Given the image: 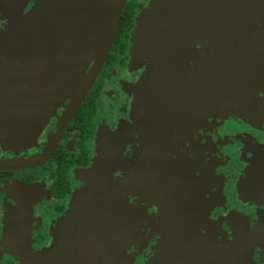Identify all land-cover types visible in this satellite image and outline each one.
Listing matches in <instances>:
<instances>
[{
  "label": "flooded vegetation",
  "instance_id": "obj_1",
  "mask_svg": "<svg viewBox=\"0 0 264 264\" xmlns=\"http://www.w3.org/2000/svg\"><path fill=\"white\" fill-rule=\"evenodd\" d=\"M36 1L0 0V34ZM7 99L0 264H264V0H126L72 115L63 99L38 125Z\"/></svg>",
  "mask_w": 264,
  "mask_h": 264
},
{
  "label": "water",
  "instance_id": "obj_2",
  "mask_svg": "<svg viewBox=\"0 0 264 264\" xmlns=\"http://www.w3.org/2000/svg\"><path fill=\"white\" fill-rule=\"evenodd\" d=\"M125 2L37 0L26 14L17 5L11 8L10 21L0 34V126L9 145L19 144L23 139L16 135L17 131L10 130L23 115L6 114L7 96L16 101L10 104L11 113L26 110V117L34 124L45 123L49 112L67 98L71 101L72 115L108 56ZM165 8L161 9L163 14L168 11ZM151 14L148 11L138 20L132 35L135 57L140 53L148 57L154 52L150 43ZM68 61H72V69L66 66ZM90 63L93 64L88 71ZM169 77L156 72L153 75L157 85L161 81L167 84ZM222 77L221 84L228 86L230 82L223 83ZM67 82L73 86L65 87ZM25 95L33 97V104L28 100L23 106ZM20 165L0 161L3 170Z\"/></svg>",
  "mask_w": 264,
  "mask_h": 264
},
{
  "label": "crops",
  "instance_id": "obj_3",
  "mask_svg": "<svg viewBox=\"0 0 264 264\" xmlns=\"http://www.w3.org/2000/svg\"><path fill=\"white\" fill-rule=\"evenodd\" d=\"M165 11H166V8H165ZM165 11H164V13H165ZM150 12L152 13V14H151V17H152V16H153V11L150 10ZM154 12H155V10H154ZM161 12H162L161 9H158V10H157V13H159V15L161 14ZM168 13H169V10L167 11V13H165V16H163V17L165 18L164 21H166V19H167V17H168V16H166V15H167ZM152 18H153V17H152ZM151 23H152V21H151ZM151 30H152V29H151ZM153 36H154V35H153V33H152V37H153ZM152 37H150V43H151V41H152V40H151ZM156 73H157V72H156ZM229 82H230V81H229ZM230 83H231V82H230Z\"/></svg>",
  "mask_w": 264,
  "mask_h": 264
},
{
  "label": "bare ground",
  "instance_id": "obj_4",
  "mask_svg": "<svg viewBox=\"0 0 264 264\" xmlns=\"http://www.w3.org/2000/svg\"><path fill=\"white\" fill-rule=\"evenodd\" d=\"M66 66H68V69H72V61H68L67 63H66ZM86 84L87 83H85V84H82V89H84L85 87H86ZM72 87L73 85L71 84H68V82L65 84V87Z\"/></svg>",
  "mask_w": 264,
  "mask_h": 264
},
{
  "label": "rangeland",
  "instance_id": "obj_5",
  "mask_svg": "<svg viewBox=\"0 0 264 264\" xmlns=\"http://www.w3.org/2000/svg\"><path fill=\"white\" fill-rule=\"evenodd\" d=\"M91 64V63H90ZM93 64V63H92ZM89 67V66H88Z\"/></svg>",
  "mask_w": 264,
  "mask_h": 264
}]
</instances>
